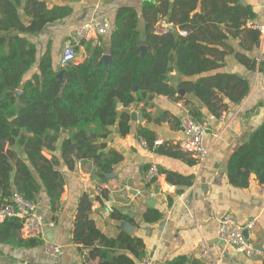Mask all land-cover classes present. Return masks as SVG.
<instances>
[{"label": "trees", "instance_id": "trees-1", "mask_svg": "<svg viewBox=\"0 0 264 264\" xmlns=\"http://www.w3.org/2000/svg\"><path fill=\"white\" fill-rule=\"evenodd\" d=\"M157 1L144 2L143 28L135 7H121L109 41L101 38L100 42H85L89 57L58 68L50 51L37 58V45L26 35L39 33L66 18L71 8L49 7L48 0H0V139L7 143L6 147L0 143V207L11 200L14 189L37 203L44 188L52 209H57L65 180L57 169L58 162L47 158L43 151L54 150L65 131H71L63 142L65 154L75 149L77 158L93 160L101 177L113 172L123 155L115 149L105 151L106 142L100 139L107 138L109 127L118 118L122 134L131 129L129 113L119 115L118 104L128 107L143 100L142 92L185 99L194 117L204 121L202 110L191 106V100L169 83V73L173 71L185 76L179 87L194 93L215 117L248 96L249 79L223 68L227 57L235 54L248 69H256V58L234 50L229 43L241 38L245 50L259 44L260 31L247 27L255 16L253 8L243 0ZM21 12L28 20L22 18ZM161 20L186 34L180 36L172 30L157 34ZM143 45L147 47L144 52ZM106 54L111 56L109 64L104 59ZM37 64L38 70L26 78ZM135 85L139 91H134ZM138 132L147 146L154 148V132L147 128ZM179 146L164 144L155 149L185 157ZM227 168L229 181L235 186H249L253 174L264 184V123L232 152ZM159 171L166 173L170 182H176L175 178L184 181L177 173ZM186 184L191 182L187 180ZM101 196L97 198H105L106 194ZM92 202L87 193L81 197L74 242L87 258H99V264H138L145 257L143 240L124 230L117 237H108L91 218ZM144 218L155 222L162 213L150 208ZM21 226L18 217L6 219L0 223V240L44 244L43 240L24 239ZM121 249L131 255L117 254ZM165 264L189 263L186 257L176 256Z\"/></svg>", "mask_w": 264, "mask_h": 264}, {"label": "crops", "instance_id": "crops-1", "mask_svg": "<svg viewBox=\"0 0 264 264\" xmlns=\"http://www.w3.org/2000/svg\"><path fill=\"white\" fill-rule=\"evenodd\" d=\"M145 1L149 0H48L49 7L68 6L71 14L49 24L39 33L26 36L37 45L38 59L50 51L59 68L62 66L64 43L76 26L95 18H109L111 30L89 40L100 42L103 38L107 42L121 7H135L141 17L140 26L144 27L142 9ZM243 2L250 5L255 13L247 27L257 29L256 25H264V0ZM21 14L25 21L28 20L23 12ZM175 28L178 35H185V31ZM260 34L259 44H253V49L248 50L241 47V38L229 40L234 50L257 60L256 69L250 70L235 54L227 57L224 71L245 76L251 83L250 92L241 103L231 104L228 110L215 117L194 93H180L191 100V106L204 113V122L209 127L204 141L210 149L205 161H198L181 148L186 153L182 158L155 149L164 144L177 146L184 140L179 122L185 99L148 94L147 98L142 97L143 100L128 107L118 105L119 115L124 111L129 113L131 129L122 134L118 118L109 127L107 138L100 139L106 142L105 151L115 149L123 155L122 161L114 167L116 175L113 177L99 176L95 162L77 158L75 149L65 154L63 142L70 137L71 131L62 132L56 148L45 149L43 154L58 162L57 169L65 180L64 190L55 210L45 189L41 190L37 197V210L45 221L44 235L30 239L58 243L64 247V253L55 259L46 254L44 244L40 242L24 245L0 240V264H99V258H87L84 250L73 240L77 207L85 193L93 198L91 218L97 227L108 237H117L124 230L141 238L145 244V256H149L154 264H165L176 256L186 257L189 264H264V258L247 257L218 237L220 217L233 212L241 224L254 222V228L249 232L250 239L264 251V198L258 192L260 183L253 174L249 186H235L229 181L227 168L232 152L264 123V32L260 31ZM90 55L85 43L82 44L78 47L76 63ZM37 70L38 64L26 78ZM183 79L185 76L177 71L169 73V83L178 90ZM133 112L139 118L143 115L144 119L134 121L131 118ZM142 128L154 132V148L142 142L138 132ZM192 159L196 162L190 163ZM152 164L183 176L184 181L175 178L176 182H170L163 172L152 183H147L146 172ZM187 180L191 184H186ZM98 182L105 185L101 194L95 187ZM150 191H157V195L151 197ZM103 192L106 197L97 198L103 197ZM108 205L114 207L113 212L109 211ZM150 208L160 210L162 218L146 222L144 214ZM130 226L133 227L132 232L128 229ZM120 253L131 255L124 249L117 250V254Z\"/></svg>", "mask_w": 264, "mask_h": 264}, {"label": "built area", "instance_id": "built-area-1", "mask_svg": "<svg viewBox=\"0 0 264 264\" xmlns=\"http://www.w3.org/2000/svg\"><path fill=\"white\" fill-rule=\"evenodd\" d=\"M170 25L171 23L165 20L159 21L156 33L164 34L169 32L172 30ZM255 27L261 32H264V25H256ZM111 28V21L107 17L95 18L76 26L64 43L61 65L65 66L75 63L78 58V47L96 35L101 36L108 33ZM182 109L183 115L180 118V126L185 138L180 143V148L192 154L198 161H205L210 155V149L205 145L204 141L209 131L208 124L204 121L197 120L192 114L191 109L185 103H183ZM141 140L146 144L145 140L142 138ZM159 175L160 171L158 166L152 164L146 172V182L152 183ZM95 187L98 193L101 194L105 185L98 182L95 184ZM258 192L264 198V184L258 186ZM149 195L155 197L157 191H150ZM108 209L111 212L114 211L112 205H108ZM11 217H18L22 220L21 236L23 238L43 237L45 221L43 216L38 213L37 203L24 197L17 189H14L11 200L0 207V221ZM253 228V221L241 224L233 212H226L219 219L218 237L224 244L245 254L247 257L264 258V251L252 242L250 236H246L245 234L246 231L250 232ZM43 241L44 250L47 255L55 259H59L62 256L64 253V247L62 245L49 240ZM140 264H154V262L149 256H145Z\"/></svg>", "mask_w": 264, "mask_h": 264}, {"label": "water", "instance_id": "water-1", "mask_svg": "<svg viewBox=\"0 0 264 264\" xmlns=\"http://www.w3.org/2000/svg\"><path fill=\"white\" fill-rule=\"evenodd\" d=\"M170 27H171V29H172V31H173L174 33H177V30H176V28L174 27L173 24H171ZM141 49H142V51L144 52V51L147 49V47H146L145 45H143V46H141ZM104 59H105L106 63L109 64V61H110V59H111V56H110L109 54H106V55L104 56ZM60 76L62 77V74H61ZM133 89H134V91H139V88H138V86H136V85L133 87ZM179 91H180V93H182V94H184V92H185L183 89H180ZM142 97H143V98H147V97H148V93H147V92H142ZM150 98L153 99L154 96H150ZM118 105L121 106L122 103H119ZM131 118H132L134 121H136V120H138L139 116L137 115L136 112H133V113L131 114ZM139 119H140V120H143V119H144V116L141 115ZM0 143H1L4 147H6V145H7L6 141H4V140H2V139H0ZM104 174H105V176H107V177H113V176L116 175L114 172H111V173H104ZM132 228H133L132 226H130V227L128 228L130 232H132ZM245 234H246V236H249V232H248V231H246Z\"/></svg>", "mask_w": 264, "mask_h": 264}]
</instances>
